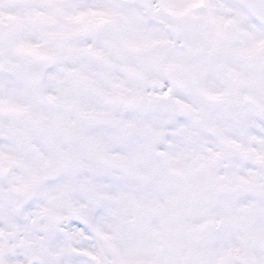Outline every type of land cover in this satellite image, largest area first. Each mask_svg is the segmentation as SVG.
Returning a JSON list of instances; mask_svg holds the SVG:
<instances>
[{
  "label": "snow or ice",
  "instance_id": "snow-or-ice-1",
  "mask_svg": "<svg viewBox=\"0 0 264 264\" xmlns=\"http://www.w3.org/2000/svg\"><path fill=\"white\" fill-rule=\"evenodd\" d=\"M0 264H264V0H0Z\"/></svg>",
  "mask_w": 264,
  "mask_h": 264
}]
</instances>
